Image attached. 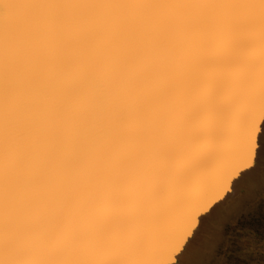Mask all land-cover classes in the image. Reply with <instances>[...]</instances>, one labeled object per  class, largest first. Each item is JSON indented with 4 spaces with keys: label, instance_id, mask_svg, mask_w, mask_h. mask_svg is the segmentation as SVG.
<instances>
[{
    "label": "snow or ice",
    "instance_id": "1",
    "mask_svg": "<svg viewBox=\"0 0 264 264\" xmlns=\"http://www.w3.org/2000/svg\"><path fill=\"white\" fill-rule=\"evenodd\" d=\"M257 253L264 0H0V264Z\"/></svg>",
    "mask_w": 264,
    "mask_h": 264
},
{
    "label": "rangeland",
    "instance_id": "2",
    "mask_svg": "<svg viewBox=\"0 0 264 264\" xmlns=\"http://www.w3.org/2000/svg\"><path fill=\"white\" fill-rule=\"evenodd\" d=\"M257 227H259L257 225ZM253 264H264V259H262V256L261 254L257 253L253 258Z\"/></svg>",
    "mask_w": 264,
    "mask_h": 264
}]
</instances>
